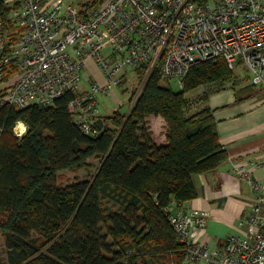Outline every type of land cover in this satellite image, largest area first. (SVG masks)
Returning <instances> with one entry per match:
<instances>
[{"label":"trees","instance_id":"1","mask_svg":"<svg viewBox=\"0 0 264 264\" xmlns=\"http://www.w3.org/2000/svg\"><path fill=\"white\" fill-rule=\"evenodd\" d=\"M7 15L0 0L8 31ZM236 79L224 62H202L173 92L157 68L128 114L100 116L93 137L73 122L71 94L47 107H0V264H184L168 209L195 199L193 177L227 160L212 110L196 108ZM200 88L199 98L186 97ZM150 118L162 121L163 144L152 140ZM17 122L26 127L20 139ZM90 160L98 161L90 179L59 184L61 173L89 170Z\"/></svg>","mask_w":264,"mask_h":264},{"label":"built area","instance_id":"2","mask_svg":"<svg viewBox=\"0 0 264 264\" xmlns=\"http://www.w3.org/2000/svg\"><path fill=\"white\" fill-rule=\"evenodd\" d=\"M3 4L11 29L0 22V107H47L71 94L68 111L86 136L98 132V96L120 88L127 69L135 74L142 68L141 88L157 68L181 87L192 66L224 62L233 71L242 66L250 84L264 89V0H103L93 8L65 0ZM89 62L103 83L84 80ZM25 132L22 122L14 125L15 137ZM252 165L264 166V160ZM234 171L255 196L246 234L228 235L211 250L195 242L208 211L169 208L170 226L187 248L184 264H264V184L242 168Z\"/></svg>","mask_w":264,"mask_h":264},{"label":"crops","instance_id":"3","mask_svg":"<svg viewBox=\"0 0 264 264\" xmlns=\"http://www.w3.org/2000/svg\"><path fill=\"white\" fill-rule=\"evenodd\" d=\"M225 89L210 92L207 102L227 160L212 172L194 176L197 197L186 203L174 204L171 208L174 212L184 213L194 209L208 211L207 224L196 233L195 242L211 250L219 248L226 236H244L247 232L245 220L255 196L248 182L234 171L235 168H242L251 179L264 184V166L252 165L264 160V98H256L254 102L251 99L238 101L233 92L228 94L223 91ZM152 119L158 123V128L161 127V132L157 129L155 134L149 119L151 138L154 141L158 136V142L161 140L160 144H163V123L158 118Z\"/></svg>","mask_w":264,"mask_h":264},{"label":"rangeland","instance_id":"4","mask_svg":"<svg viewBox=\"0 0 264 264\" xmlns=\"http://www.w3.org/2000/svg\"><path fill=\"white\" fill-rule=\"evenodd\" d=\"M66 2L72 3L75 6H81V4L85 5L84 3H87L88 1L91 0H65ZM127 69L125 72L127 75L122 77L121 81V86L120 88L114 89L112 92L109 94H102L98 96V110L101 116H107L112 114L114 111H117L121 114H128L129 110L132 107V104H134L137 95H139L141 91V83H142V76H138ZM235 75L237 76V79L233 83H227L224 85V88H226L223 91H227L228 94H231V92L234 93V96L236 99L240 100H248L251 99V102H254L256 98L258 99H263L264 98V89L260 87H255L252 88L249 92L241 93L240 91H243L244 85L246 86L248 83L247 80V71L241 66L238 67L235 71ZM90 79V80H99V83H103V78L101 75V72L91 63L89 62L87 70H85L84 74V80ZM95 80V81H97ZM98 82V81H97ZM169 87L172 89L173 92H179L180 87L177 83L176 80H171L168 82ZM82 86L86 87L84 84L81 83ZM136 87V93L133 90L134 87ZM226 86V87H225ZM233 86V87H232ZM204 91L203 88L197 89L189 94L186 95L187 98L190 100H194V98H199L202 92ZM135 93V96L132 97V93ZM203 107H208V102H206L203 105L197 106L196 110H199ZM195 109L193 111H196ZM151 121L149 122L152 124V127L155 131V134L158 130L161 132V127H157L158 123L154 122L152 118H150ZM154 122V123H152ZM149 123V124H150ZM158 129V130H157ZM158 136L155 138L154 141H156L157 144H160L162 141L158 142ZM90 164H92V167L89 170L82 169L78 171L77 173H70V172H63L61 173L60 177L58 178V182L61 185H67L72 182L73 178L76 176L80 180H88L90 179L98 166V161L97 160H90ZM172 208V207H171ZM173 209V208H172ZM2 238H0V251H2Z\"/></svg>","mask_w":264,"mask_h":264}]
</instances>
